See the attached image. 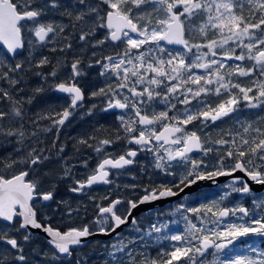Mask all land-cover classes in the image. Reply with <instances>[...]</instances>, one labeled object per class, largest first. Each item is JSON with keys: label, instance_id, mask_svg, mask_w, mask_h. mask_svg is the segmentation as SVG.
I'll use <instances>...</instances> for the list:
<instances>
[{"label": "snow or ice", "instance_id": "1", "mask_svg": "<svg viewBox=\"0 0 264 264\" xmlns=\"http://www.w3.org/2000/svg\"><path fill=\"white\" fill-rule=\"evenodd\" d=\"M45 50L61 55L53 63ZM69 54L71 71L57 80ZM48 65L49 72L34 74L65 94L66 103L29 120L24 105L45 88L20 97L21 85ZM93 68L104 84L87 98H101L100 112L112 113L117 124L110 137L77 139V152L83 146L95 153L93 168L88 159H61L53 177L44 169L53 156L41 146V133H54L51 147L61 158L60 132L84 107L80 78ZM0 82L8 85L0 86V102L8 105L0 108V264L9 253L13 264H27L34 229L46 233L52 264H81L72 257L89 237L111 235L129 217L137 235L112 244L106 264H264V196L252 188L264 187V0H0ZM242 109L255 119L242 120ZM41 120L49 124L41 127ZM213 126L215 138L207 131ZM141 153H150L152 170L171 180L149 174L147 185L124 184L142 189L135 200L92 194L98 185L119 189L113 177L127 174ZM78 165L86 170L82 179L73 171ZM220 177L230 178L223 192L178 204L167 213L174 220L156 214L144 228L132 215L140 205ZM61 182L80 198L75 206L57 198ZM234 195L250 198L252 207ZM85 197L96 209L93 221L65 231L52 226L61 206L69 219L86 214Z\"/></svg>", "mask_w": 264, "mask_h": 264}, {"label": "rangeland", "instance_id": "2", "mask_svg": "<svg viewBox=\"0 0 264 264\" xmlns=\"http://www.w3.org/2000/svg\"><path fill=\"white\" fill-rule=\"evenodd\" d=\"M60 55H61V53H59V57H60ZM71 58H72L71 54H69L68 67H65L60 72L59 76L57 77V80H62V79H66L67 78V75L71 71V69H70ZM82 67H83V65H82ZM87 71H88V75L85 76V77L80 78V83H82L84 85V86H81V87H84L83 90L86 88V90L88 91V95H89V93L92 90H94L95 88L103 86L104 78L100 77L98 75V70L95 69V68L88 69ZM49 89L53 93L55 99L57 100L58 108H60L62 106V104H63V101L64 100L66 101V98L63 99L62 97H60L58 95L57 92L52 91V89L50 87H49ZM51 97L53 98V96H51ZM93 104H97L98 107L95 110H93V114L91 116H89L86 113H87L88 109L91 108V106ZM101 106H103L101 98L88 99L86 102H84V107L80 108L77 111L76 115L71 118V121L69 123H67L65 125V127L60 132L59 139H61V138H62L61 140L64 139L61 143H64V144L70 143L69 144L70 146L68 148H66V149L70 150V153H75V156H74L75 163H77V161H83L84 159H88V161L92 162V163L94 162L93 163L94 166L97 163V160L95 158V153L92 151V149L85 148L83 146H79L80 147V151L77 152L76 151V147H77L76 142H77L78 138L86 137V136H84V134L93 133L94 129L100 128V126H99L100 122L106 121V117H104V116H106V114L100 112V110H99ZM47 108H48V106H45V109H47ZM237 115L240 116V118L242 120H253V119H255V113L253 111H251V110H248V109H242L241 112L238 113ZM28 119L30 120V115L29 114H28ZM109 120L115 122V123L113 122L114 124H112V126H111L112 129H114L116 124H117V121H116L115 117L111 116V118ZM45 124L41 125V127L45 126ZM220 126L226 129V128L231 126V121H229L228 124H221ZM26 127L31 128V127H35V126L34 125H30V124H26ZM189 127L190 128L194 127V125H189ZM213 128H215V127H213ZM213 128L208 129L207 131L212 132ZM74 129H75V134H74ZM214 135L216 136L217 133L216 132L213 133V135H212L213 138H215ZM41 136H42V138L46 137L45 140H44V145L45 144H48V145L52 144L53 139H55L54 133H47V134L41 133ZM58 143H60V141H58ZM121 144H123V141H121ZM114 147L119 149L120 146L116 145ZM111 150L112 149H109V151H111ZM118 152L119 151H117V153ZM68 154H69V152H68ZM91 155H93V156H91ZM145 157H146L145 160H142V162H141L140 168H137L135 170V172L133 171L134 173L133 172H129V173L125 174V175H118V177H117L116 184H120L121 185V187L119 188V192H121L123 195H126V197L129 198V199L134 198V197L139 198V196L142 195V189L141 188H136L134 191L132 189H125V188H123L124 184H129V185L137 184V185H141V186L147 185L149 183V180H148L149 174H151L153 176V178L156 179L157 181H159L161 179L171 180V177H161V176H159L158 173H156V172H154L152 170V168H151L152 156H151L150 153L149 154L145 153ZM89 168H92L90 163H89ZM52 173L53 174H51V173L50 174L53 177H55V172H52ZM133 176H135L136 179H133L132 178ZM140 181H142V182H140ZM140 183H142V184H140ZM224 190L225 189L223 187L220 188L218 194L223 192ZM96 194H99L101 197L104 196V195H101L100 193H96ZM209 196L212 197L213 195H211V194L198 195L197 194V195L193 196L192 198L184 199L180 203H185V204L204 203V202H206V200H208L207 197H209ZM231 200L240 201L245 206L252 207V205L250 203V198H241V197L238 196L236 199H234V197H232ZM104 201H105V203H107V200H104ZM87 202L90 203V201H87ZM180 203H177V204L173 205L172 207H170L168 209L162 210L160 212H156V213H154L152 215L141 217L139 219L141 227L147 228L148 225L151 222H153V221H155L157 219V215L156 214H162L160 216V218L164 219V220H169V219L174 220V219H176V217L168 216L167 213H169L172 210H174L177 207V205L180 204ZM91 207L94 208L93 205ZM95 212H96V210L93 209V213H92L91 217L95 216ZM82 214H81V216H82ZM79 217H75V220L77 218H79ZM91 220H92V218H91ZM178 227H180V225H175V224L172 225V229L173 230H175ZM133 234H136L135 231H134V227L129 228L127 231H125L123 234H121L120 237L115 239L116 242H112V243L109 244L110 250H111L112 244L117 243V241L122 240V239H129V238L132 237ZM132 247L136 248L138 250V246L137 245H133ZM0 248H3V246H0ZM150 254L153 255V256L156 254L155 248L150 249ZM208 259L211 260L212 257H208Z\"/></svg>", "mask_w": 264, "mask_h": 264}, {"label": "trees", "instance_id": "3", "mask_svg": "<svg viewBox=\"0 0 264 264\" xmlns=\"http://www.w3.org/2000/svg\"><path fill=\"white\" fill-rule=\"evenodd\" d=\"M44 54L49 56V58L53 60V63H55L57 58H59V52L52 53V52L45 50ZM50 70H51V65H48V66L44 67L43 69H34L32 73H29L28 75H26L24 77V83L21 85V87L24 88V91L19 93L20 95L18 94L20 97L33 96L34 93L32 90L38 86H43L45 88V91L42 94H35V98L33 99L31 104L26 103L24 105L26 112L28 113L30 111L28 113L30 115V120L37 119L38 114H40L41 112L47 111L50 108L55 107V108L59 109L57 106V100L55 99L53 93L50 91L47 83L42 81L39 76H36L34 74L36 71H43V72L47 73ZM0 86L8 88V85L3 84L2 82H0ZM9 90L11 91V89H9ZM51 96H53V98ZM65 103H66V101L64 100L62 106H64ZM45 106H48L49 109L48 108L45 109ZM7 107H8L7 102H0V108L6 109ZM112 122H114V121H112ZM43 124L48 125L49 122L45 121V120H41L40 126ZM99 124H100L99 126H103V128H101V131L84 134V136H87L89 134H95L99 137H110L112 135V131L111 132L107 131L108 126L105 123V121H102ZM213 127H216V126H213ZM214 129L215 128L212 129L213 130L211 132L212 135L215 132ZM91 156H93V155H91ZM218 192H219L218 189H206V190L200 192L198 195L211 194V195H213L212 197L211 196L207 197L208 200H211L212 198L218 196ZM95 195L97 197H101L99 194H95ZM103 195H105V194H103ZM192 197L193 196H187V199L192 198ZM233 197H234V199H236L238 196L234 195ZM136 199H138V198H136ZM183 200L179 201L178 203L182 202ZM84 202L88 204V211L86 214L83 213L82 216H80L79 218H77L75 220V227H78L84 223H90L92 221L91 215L93 213V210H92L91 206L93 205V203L92 202L88 203L87 198L84 199ZM103 203L105 204V201H103ZM93 209H95V208H93ZM95 214H96V212H95ZM136 235L137 234H133L132 237H134ZM118 237H120V236H118ZM112 242H116V241L113 240V241H111V243ZM109 244L110 243H104L101 241L93 242V243L89 244L88 246L76 251L72 257V260L76 261L77 259H80L81 264H106V262H110ZM0 246H3V245H0ZM33 249H35V251H33ZM51 251H52L51 247L47 244V242L42 237L34 236L31 244L26 246V248H25V254L28 257L27 264H52L50 258H47L45 255V254H50ZM5 264H13L10 253L8 254V258L5 261ZM59 264H68V261L62 260L59 262Z\"/></svg>", "mask_w": 264, "mask_h": 264}, {"label": "flooded vegetation", "instance_id": "4", "mask_svg": "<svg viewBox=\"0 0 264 264\" xmlns=\"http://www.w3.org/2000/svg\"><path fill=\"white\" fill-rule=\"evenodd\" d=\"M80 86H84L82 83H80ZM82 88H84V87H82ZM84 92H85V96H86V99H85V101L84 102H86L87 100H88V91L86 90V88L84 89ZM58 95L60 96V97H62L63 99L64 98H66V96L64 95V94H62V93H58ZM66 100H67V98H66ZM83 102V103H84ZM106 114V116H104V117H106V121H105V123L107 124V126H108V128H107V131L108 132H111L113 129H112V124H113V122L112 121H110L109 119L111 118V116H113L112 115V113H105ZM219 123V122H218ZM111 127V128H110ZM74 134H75V129H74ZM62 139V138H61ZM61 139H59V141H60V143H58L57 142V147H59L61 144H63L64 146H65V151H64V153L62 154V157L61 158H57L56 157V148H52L51 147V145L52 144H45V145H41V146H46V147H48L49 149H50V151H51V154H52V156H53V159H52V161L50 162V163H47V164H45L44 165V169L45 170H48V171H50V173L51 174H53L52 172H55V176L57 175V174H59L60 172H61V159H67V161H68V163L69 164H74L75 163V158H74V156H75V153H70V150H67L66 148H68L70 145V143H67V144H64V143H61L62 142V140ZM68 152H69V154H68ZM117 154H119V152L117 153ZM89 156V155H88ZM145 153H141L138 157H137V160L139 161V163L138 164H136V165H134V166H132L131 167V169H129L128 171H127V173H129V172H135V170L137 169V168H140V166H141V162H142V160H145ZM94 161V160H93ZM96 161V160H95ZM90 163V165H91V167L93 168L94 167V165H93V163L92 162H89ZM46 167V168H45ZM89 169H91V168H89ZM74 171V174L76 175V177L78 178V179H82L83 178V173L86 171L83 167H80L79 165L73 170ZM113 171H116V170H113ZM133 172V173H134ZM117 177H118V175L117 176H114L113 177V179L115 180V183L117 182ZM143 181V180H142ZM142 181H140V182H142ZM140 184H142V183H140ZM68 186H70L67 182H61L59 185H58V187H57V198H64V199H68V200H70V202L73 204V206H75L76 205V202H77V200H79L80 198L79 197H76V196H74L73 194H71V193H69L68 191H67V188H68ZM96 193H100L101 195H103V194H108V195H110V196H112L113 198H116V197H118V196H121V197H123V198H127L126 197V195H123L121 192H119V189H116L113 185H109V186H99V187H94V189H93V192H92V194L93 195H95ZM86 198V197H85ZM84 198V199H85ZM137 197H134V198H131V199H136ZM127 199H129V198H127ZM107 203H108V201H107ZM107 203H105V204H107ZM53 207H55V205H53ZM121 207H123V206H121ZM91 209V208H90ZM92 210H93V208H92ZM45 211H48V212H50L51 211V209H46ZM39 215V214H38ZM95 217V216H94ZM94 217H91L92 218V221H93V219H94ZM143 217V216H142ZM141 218V217H140ZM50 223L52 224V226L53 227H55V228H59L61 231H65V230H67L69 227H75V218H73V219H69V218H67L65 215H64V209H63V206H61V209H60V214L59 215H54L53 217H52V220L50 221ZM40 237V236H39Z\"/></svg>", "mask_w": 264, "mask_h": 264}, {"label": "water", "instance_id": "5", "mask_svg": "<svg viewBox=\"0 0 264 264\" xmlns=\"http://www.w3.org/2000/svg\"><path fill=\"white\" fill-rule=\"evenodd\" d=\"M236 175L242 176L243 174L242 173H236ZM229 179L230 178H228V177H220L217 179V181L215 183H213L212 181H200L196 185H193L191 188L185 189V192L181 193L179 196L169 197L167 199L154 201V202L149 203V204L140 205V207L138 209L133 211L132 215L134 217H137V218H140L142 215H151L157 211L171 207L173 204L182 200L185 196H191V195L197 194L204 189H209V188L220 189L221 187H223L224 184H226L229 181ZM98 186H109V185H98ZM94 187H96V186H94ZM252 188H253V191L259 193V195H261V196L264 195V187L252 184ZM131 219L132 218L129 217V223L126 225H122L120 228L116 229V232L112 233L111 235H95V236L89 237L87 245H89L90 243H92L94 241H98V240L105 242V243L112 241L119 234L123 233L127 228L133 227V225L131 224ZM32 231H33L34 235H39V236L43 237L47 242L48 237H47L46 233L40 231L39 229H34Z\"/></svg>", "mask_w": 264, "mask_h": 264}]
</instances>
